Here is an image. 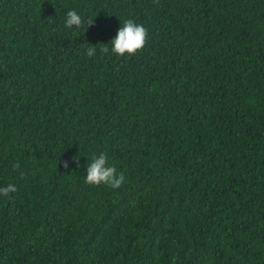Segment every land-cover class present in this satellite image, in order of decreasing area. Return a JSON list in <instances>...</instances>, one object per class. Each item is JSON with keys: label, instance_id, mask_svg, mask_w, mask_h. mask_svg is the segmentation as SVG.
I'll use <instances>...</instances> for the list:
<instances>
[{"label": "trees", "instance_id": "1", "mask_svg": "<svg viewBox=\"0 0 264 264\" xmlns=\"http://www.w3.org/2000/svg\"><path fill=\"white\" fill-rule=\"evenodd\" d=\"M129 19L144 48L101 52ZM10 183L0 264H264V0H0Z\"/></svg>", "mask_w": 264, "mask_h": 264}, {"label": "clouds", "instance_id": "2", "mask_svg": "<svg viewBox=\"0 0 264 264\" xmlns=\"http://www.w3.org/2000/svg\"><path fill=\"white\" fill-rule=\"evenodd\" d=\"M82 23V17L77 11H67L64 20L66 28H79ZM89 23L91 25L93 20ZM147 36V29L143 25L129 19L124 21L123 26L117 29L115 36L107 44H104L105 46L100 51L118 57L134 56L144 48ZM96 51V47H91L88 49V54L94 55ZM72 163L77 167L80 166L76 158L72 160ZM64 167L68 168L69 163L65 162ZM85 173L84 180L89 186H108L115 190L119 189L125 181L124 174L118 172L116 167L109 163V156L104 152L93 155L90 162L87 159ZM16 191V186L10 183L5 187H0V196L6 197Z\"/></svg>", "mask_w": 264, "mask_h": 264}]
</instances>
